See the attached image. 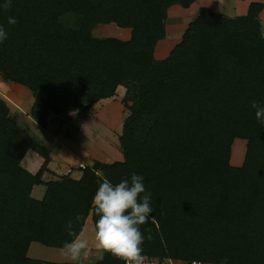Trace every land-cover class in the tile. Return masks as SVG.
<instances>
[{"label": "trees", "instance_id": "trees-1", "mask_svg": "<svg viewBox=\"0 0 264 264\" xmlns=\"http://www.w3.org/2000/svg\"><path fill=\"white\" fill-rule=\"evenodd\" d=\"M197 0H12L0 9L8 38L0 44V77L26 87L30 117L42 128L50 112L84 118L102 99L125 87L118 137L123 161L79 166L43 180L49 149L0 97V264H74L27 256L30 243L63 248L66 223L76 214L81 233L98 182L145 177L154 219L140 226L151 239L143 255L203 264H264V123L253 101L264 102V31L260 2L227 16L206 6L167 56L154 49L166 37L167 11ZM14 16L15 25L7 18ZM114 23L128 39L97 37L95 25ZM245 139L241 165L230 163L235 139ZM43 163L21 165L26 152ZM45 185L41 199L34 185ZM110 253L81 264H123Z\"/></svg>", "mask_w": 264, "mask_h": 264}, {"label": "clouds", "instance_id": "clouds-1", "mask_svg": "<svg viewBox=\"0 0 264 264\" xmlns=\"http://www.w3.org/2000/svg\"><path fill=\"white\" fill-rule=\"evenodd\" d=\"M12 0H0V9H8ZM9 25H15L14 16L7 18ZM8 38L4 24H0V44ZM251 107L255 110V118L264 123V102L253 101ZM92 204L97 219L92 227L94 246L99 252H107L122 260L124 264H143V242L151 239L141 232L140 226L154 219L153 198L145 187V177L135 172L127 178L113 182L101 178L92 197ZM81 220L76 214L67 221L66 230L70 240L63 244V254L74 262L81 264L89 252V239L83 233L74 230V224Z\"/></svg>", "mask_w": 264, "mask_h": 264}, {"label": "rangeland", "instance_id": "rangeland-1", "mask_svg": "<svg viewBox=\"0 0 264 264\" xmlns=\"http://www.w3.org/2000/svg\"><path fill=\"white\" fill-rule=\"evenodd\" d=\"M251 2H260L263 4V8L259 13V17L262 21L263 31H264V0H197L194 3H192V5L189 8H186V9L181 8L178 5L169 7L167 11L166 37L163 40H160L157 42L155 49H154L155 58L157 59L164 58L165 56L169 54L171 49L177 43L180 42L185 28L188 26L189 22L196 17L199 7L206 6L215 12H220L227 16H236V15L245 14L247 11L248 5ZM94 35L97 37L112 36V37H117L120 39H128L130 37V30L127 28L117 27L114 23L97 24L95 25ZM15 86L16 84L14 83H9L4 80L2 81V78L0 77V97L3 98L6 102H8V107L10 109V112L15 114L19 120V118L21 119V114L18 113V111H14V108H17L16 107V104L18 103V102L16 103L17 100L15 101L13 100V98L12 99L6 98L8 97V94H5V92L15 93V94L17 93L18 95L22 94L21 93L22 91H20V89L17 88V86L16 87ZM125 91H126L125 87L118 86L116 88L114 96L100 100L99 101L100 105H98V109L96 111H93L94 113H92L91 115V117L94 119H96L97 117L96 121L99 120L98 123H94L95 122L94 120L88 121L89 123L87 124V128L89 129V126H90L91 134L93 133L94 135L97 136L98 139L100 137V139L102 140V141L101 140L98 141L101 144V147H100L101 149L100 151L96 152L97 158H98L97 161L107 162L108 160V158L101 156L102 155L101 152L103 150L102 144H104L106 141L107 143L104 147H107V149H109V147H112V145L117 147L116 137L117 136L119 137V135L121 134L124 120L130 113L129 108L127 106L131 104V101L126 102V104H128L127 106L123 102L124 101L123 99L125 98L124 97ZM20 105L21 107L25 106V104H22V103ZM75 114L76 113L74 112L73 115ZM58 116L59 115H55V114L50 115L49 120L51 124L56 123V120H58L59 118ZM73 117H75V119L78 118L76 115ZM19 124L22 127L24 125L21 123ZM95 125L99 126L100 128L93 131V127ZM78 126H79V121L76 120L75 123L72 124L71 126L72 128L70 129V131L74 132L73 129L75 128L78 129ZM78 132L82 135V137L85 136L84 134L81 133L79 129H78ZM86 133L89 134L88 131H86ZM74 136H77V134H75ZM77 138H80L79 135L77 136ZM79 140H83V139L80 138ZM89 140L92 141L93 139L90 138ZM236 141L234 140L232 144L231 155L233 156V158H231L230 156L231 164L233 162L232 160L234 159V156L235 158L236 156H239V157H242V160L244 159L246 140L238 139V141L237 142ZM117 148L116 149L122 155L123 153H122L121 147H117ZM94 150L95 149L93 148V151ZM90 158L89 157L84 158L85 161H87L86 163H91L95 159V158H91V160H89ZM114 159H117V157H115ZM85 161L81 165L85 164ZM111 161H114V160L111 159ZM241 163L239 162V165ZM84 235L89 238L91 237L90 232L86 231V229H85ZM38 246H40L42 250L37 249ZM28 252H29V256L32 257L33 259L38 258L40 260H46V261H52V262L56 260L55 259L56 253L53 251H50V247L45 246L38 242H32L31 245L29 246ZM91 255H92L91 252H89L87 254V259H84V260L82 259L81 262H89L91 260H94L95 257L93 258L91 257Z\"/></svg>", "mask_w": 264, "mask_h": 264}, {"label": "crops", "instance_id": "crops-1", "mask_svg": "<svg viewBox=\"0 0 264 264\" xmlns=\"http://www.w3.org/2000/svg\"><path fill=\"white\" fill-rule=\"evenodd\" d=\"M16 86L17 88L20 89V91H22L21 92L22 94L18 95L17 93L15 94V93H7V92H5V94H8V97L6 98H10V99L13 98V100L15 101L17 100L16 103L18 102L16 104L17 108H14V111H18V113L21 114V119L19 118L18 122L21 124H24L25 126L23 125V127L27 128L33 135H35L50 151V161L48 163L49 172H45L43 174V177H42L43 180L44 181L56 180L61 175H65V174H69L71 177L75 179H79L82 175V172L78 168L79 166H82L81 164L85 161L84 158H87V157L95 158L91 163H86L87 161H85V164L91 165L95 160L97 161L98 158H97L96 152L100 151L101 149L100 148L101 144L100 142H98L101 140L100 137L98 139L96 135H94L93 133L91 134L90 126H89V129L87 128V124L89 123L88 121L94 120L95 121L94 123H98L99 121V120L96 121L97 117L96 119L91 117L92 113H94L93 111H96L98 109V105H100L99 101L98 103H96L90 108V112L84 118L75 119V117L73 116H75L76 114L73 115V113H70V114H67L61 117L59 115L58 116L59 118L58 120H56V123H55L56 125L51 124L49 120L50 115L54 114L50 112L48 114L47 124L45 128H42L29 115L30 108L34 101V98L31 92L22 85L16 84ZM6 103L8 105V102ZM21 103L25 104V106L21 107L20 105ZM76 120L79 121L78 129L81 131L82 134L85 135L83 137L78 132L77 128L73 129L74 132L70 131V129L72 128L71 127L72 124H74ZM99 128H100L99 126L95 125L93 127V131ZM86 131H88L89 134H87ZM72 133L74 135L77 134V136L79 135V137L82 138L83 140H79L80 138H77V136H74ZM90 138L93 140L92 141L89 140ZM116 138H117L116 146L121 147L119 145L118 136ZM236 140L238 141V139H235V141ZM106 143L107 141L104 144H102L103 150L101 152L102 154L101 156L108 158L107 162H113L111 161V159H113L114 161H120V162L123 161V154L121 155L119 153V151L117 150L118 148L112 145V147H109V149H107V147H104ZM93 148L95 149L94 151H93ZM115 157H117V159H114ZM91 158L89 160H91ZM231 158H233L232 155H231ZM232 161H233L232 165L238 166L239 162L241 163L243 160H242V157L236 156L235 158L234 156V159ZM42 163H43V158L37 152L31 149H29L26 152V154L21 160V165L26 170H28L29 172L33 174L38 171ZM45 189L46 187L43 184L34 185L31 190V196L35 199H41L44 196ZM93 225L94 224H93L91 215H89L84 222V226L82 228L81 233L84 234L85 229L86 231L90 232L91 237L90 238L87 237L89 239V246H90L89 252H91L92 254L91 257L93 258L95 257L94 259H99L102 256V252L97 251L94 246L95 242L93 240V233H92ZM37 249H41L40 246H38ZM50 251H53L56 253L55 255L56 260L54 259L55 261L53 262H73L69 260L67 256L63 254V248L50 247ZM27 256L30 257L28 251H27ZM82 259L83 260L87 259V257L82 258Z\"/></svg>", "mask_w": 264, "mask_h": 264}, {"label": "built area", "instance_id": "built-area-1", "mask_svg": "<svg viewBox=\"0 0 264 264\" xmlns=\"http://www.w3.org/2000/svg\"><path fill=\"white\" fill-rule=\"evenodd\" d=\"M143 264H203V263L199 260H190L187 262H181V261L169 258V257L156 259V258H152V257L144 255Z\"/></svg>", "mask_w": 264, "mask_h": 264}]
</instances>
